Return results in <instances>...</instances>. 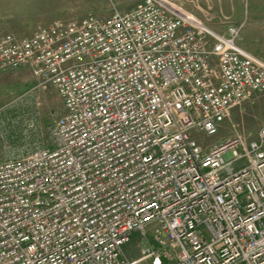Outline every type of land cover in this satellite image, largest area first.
<instances>
[{
	"label": "built area",
	"instance_id": "obj_1",
	"mask_svg": "<svg viewBox=\"0 0 264 264\" xmlns=\"http://www.w3.org/2000/svg\"><path fill=\"white\" fill-rule=\"evenodd\" d=\"M172 8L0 33V71L65 108L52 146L0 161V264H264V123L208 149L191 135L264 91V61ZM135 232L151 243L130 257Z\"/></svg>",
	"mask_w": 264,
	"mask_h": 264
},
{
	"label": "rangeland",
	"instance_id": "obj_2",
	"mask_svg": "<svg viewBox=\"0 0 264 264\" xmlns=\"http://www.w3.org/2000/svg\"><path fill=\"white\" fill-rule=\"evenodd\" d=\"M140 1L0 0V33L29 36L55 21L80 20L89 14L105 18L115 10L130 9ZM165 1L194 15L217 34L226 35V28L231 25L238 27L236 44L264 61V0ZM63 113L64 105L54 86L40 84L27 68L1 71L0 161L52 146L53 128ZM263 123L264 91L253 93L248 100L233 108L216 134L191 132V135L208 149L234 136H256ZM241 151L240 146L233 149V153ZM145 236L147 240L140 242V233H133L124 246L128 256L137 257L140 246L151 243L148 232Z\"/></svg>",
	"mask_w": 264,
	"mask_h": 264
},
{
	"label": "bare ground",
	"instance_id": "obj_3",
	"mask_svg": "<svg viewBox=\"0 0 264 264\" xmlns=\"http://www.w3.org/2000/svg\"><path fill=\"white\" fill-rule=\"evenodd\" d=\"M142 1H143V0H141V1L138 2V3L140 4ZM163 1H164L167 5L172 6V7H173L172 9L175 10L176 12H183V11H182L181 9H179L178 7L169 4V3L166 2L165 0H163ZM138 3H137V4H138ZM137 4H136V5H137ZM115 11H119V10H115ZM115 11H114V12H115ZM114 12H113V13H114ZM120 12H121V11H120ZM113 13H112V14H113ZM112 14H111V15H112ZM81 19H82V18H81ZM49 25H50V24H49ZM47 26H48V25H47ZM231 26H232V25H231ZM44 27H46V26H44ZM207 28H208V27H207ZM227 28H228V27H227ZM227 28H226V35H227ZM208 29H209V28H208ZM210 30H211V29H210ZM211 31H212V30H211ZM212 32H214V31H212ZM214 33H215V32H214ZM215 34H217V33H215ZM217 35H218V36H226V35H221V34H217ZM238 35H239V31H238ZM237 38H238V37H237ZM236 43H237V39H236ZM237 46H239V45H237ZM239 47H240V46H239ZM4 70H5V69H4ZM1 71H3V70H1ZM1 71H0V72H1ZM64 112H65V108H64ZM63 114H64V113H63ZM63 114H62V115H63ZM260 126H261V125H260ZM219 128H220V127H219ZM259 128H260V127H259ZM259 128H258V129H259ZM258 129H257V132H258ZM257 132H256V134H257ZM247 136H250V135H247ZM254 137H256V136H252L251 138H254Z\"/></svg>",
	"mask_w": 264,
	"mask_h": 264
}]
</instances>
